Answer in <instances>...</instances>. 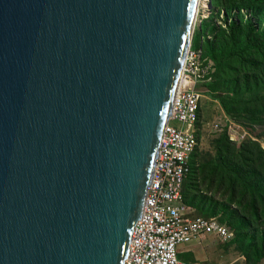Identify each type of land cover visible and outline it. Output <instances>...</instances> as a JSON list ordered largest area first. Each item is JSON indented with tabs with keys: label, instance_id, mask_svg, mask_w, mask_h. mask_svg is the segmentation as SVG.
<instances>
[{
	"label": "water",
	"instance_id": "obj_1",
	"mask_svg": "<svg viewBox=\"0 0 264 264\" xmlns=\"http://www.w3.org/2000/svg\"><path fill=\"white\" fill-rule=\"evenodd\" d=\"M198 5L0 0V264H124Z\"/></svg>",
	"mask_w": 264,
	"mask_h": 264
},
{
	"label": "trees",
	"instance_id": "obj_2",
	"mask_svg": "<svg viewBox=\"0 0 264 264\" xmlns=\"http://www.w3.org/2000/svg\"><path fill=\"white\" fill-rule=\"evenodd\" d=\"M214 6L224 11L225 27L212 29L206 52L223 63L212 87L233 94L220 98L232 118L264 123V0H217ZM243 11L250 13L247 21L240 18ZM250 90L254 97L246 100ZM216 142L214 155L198 151V144L184 183L185 201L206 217L220 214L219 220L234 230L226 245L236 244L257 262L264 257V148L250 141L235 149L225 134Z\"/></svg>",
	"mask_w": 264,
	"mask_h": 264
},
{
	"label": "built area",
	"instance_id": "obj_3",
	"mask_svg": "<svg viewBox=\"0 0 264 264\" xmlns=\"http://www.w3.org/2000/svg\"><path fill=\"white\" fill-rule=\"evenodd\" d=\"M201 55L200 51L191 49L186 55L183 81L187 84L173 101L124 264H196L179 257L182 245L201 243L208 236L222 241L234 237L233 229L216 216L196 215L195 207L189 205L183 195L192 157L199 144L198 122L204 95L195 87L192 75L198 69ZM208 125L216 130L219 122L214 120ZM235 136L238 137L235 133L231 139ZM261 142L264 146V139Z\"/></svg>",
	"mask_w": 264,
	"mask_h": 264
},
{
	"label": "rangeland",
	"instance_id": "obj_4",
	"mask_svg": "<svg viewBox=\"0 0 264 264\" xmlns=\"http://www.w3.org/2000/svg\"><path fill=\"white\" fill-rule=\"evenodd\" d=\"M214 1L217 0H200L201 3L206 2L207 7L201 5L199 8L197 22L189 44V49L200 51V54H202L198 69L192 75L196 81L195 87L204 95L202 97L201 120L198 122V151L214 155L216 141L223 134L226 135L229 142L235 143L233 144L235 146H232L235 149L239 150L240 143H249L250 141L259 142L264 148L261 142L264 139V123L256 124L240 117L236 119L232 118L222 107L220 98H231L233 94L212 87L217 80V75L219 72H222L221 65H223V63L214 62L207 55L209 44L213 41L212 29L218 25L225 27L223 23L225 13L220 8L214 6ZM242 15L240 18H243L244 21L250 18V13L247 11H243ZM228 22H231V20L229 19ZM243 97L246 100L252 99L254 97L253 91H247ZM241 114L248 116L245 112ZM214 120L219 122L216 130L208 125V123ZM170 124L174 125L175 121H170ZM235 133L238 137L235 136L234 139H231V136L234 137ZM195 214L202 215L197 210ZM219 215L217 214L216 217L218 218ZM202 216L205 215L203 214ZM231 238L228 241H222L217 237L208 236L201 243H194L196 251L192 253L193 255L183 254V257L194 261L193 263L196 264H264V257L257 262H253L247 256L245 257L243 251L237 248L236 244L227 246L226 244Z\"/></svg>",
	"mask_w": 264,
	"mask_h": 264
},
{
	"label": "crops",
	"instance_id": "obj_5",
	"mask_svg": "<svg viewBox=\"0 0 264 264\" xmlns=\"http://www.w3.org/2000/svg\"><path fill=\"white\" fill-rule=\"evenodd\" d=\"M194 243H191V244H187V245H182L180 247V252H179V257L180 255L182 254H188V255H193L192 253H194L196 251L195 247H194ZM181 259H183L182 257H180ZM185 261H189V262H194V261H191V260H187V259H183ZM198 263V262H197Z\"/></svg>",
	"mask_w": 264,
	"mask_h": 264
},
{
	"label": "bare ground",
	"instance_id": "obj_6",
	"mask_svg": "<svg viewBox=\"0 0 264 264\" xmlns=\"http://www.w3.org/2000/svg\"><path fill=\"white\" fill-rule=\"evenodd\" d=\"M202 1V0H201ZM201 5L202 6H206L207 7V4H206V2H203V3H201L200 2V0H199V5H198V8H197V11H196V14H195V20H194V27H195V24H196V22H197V15H198V13H199V8L201 7ZM212 7V6H211ZM183 73V72H182ZM184 80V78H183V76L181 75V78H180V80H179V85L177 86V89H176V92L178 91H180V89H183L185 86H186V82H184L183 81ZM171 109V108H170Z\"/></svg>",
	"mask_w": 264,
	"mask_h": 264
}]
</instances>
